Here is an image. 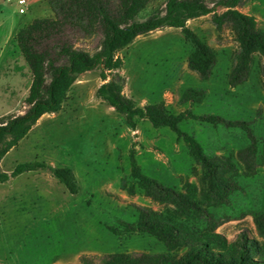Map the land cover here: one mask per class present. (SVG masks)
Instances as JSON below:
<instances>
[{"label":"rangeland","instance_id":"1","mask_svg":"<svg viewBox=\"0 0 264 264\" xmlns=\"http://www.w3.org/2000/svg\"><path fill=\"white\" fill-rule=\"evenodd\" d=\"M221 13L216 0H206ZM24 13L15 0H0V117L26 108L24 99L31 73L15 36L36 17H54L48 0H27ZM165 0H152L140 11L144 19L161 10ZM237 8L251 14L264 30V0H243ZM186 26L212 47L216 61L207 78L189 64L192 47L179 27L165 26L139 35L118 50L122 65V92L137 105L163 101L172 114L190 110L249 121L259 138L256 164L249 171L239 157L249 138L240 126L214 125L186 118L181 130L195 136L205 152L230 158L236 169L218 175L238 183L221 204L207 199L209 181L203 167L186 144L166 126H153L136 118L135 127L121 113L95 95L104 82L100 69L77 75L57 111L38 118L17 146L0 160V170L10 172L18 162L43 161L46 168L25 171L0 182V264H80L81 257L95 261L111 252H165L164 244L146 233L114 234L108 226L136 218L134 205L162 206L145 195L130 176L131 161L163 184L191 195L220 218L216 231L233 241L238 234L263 242L254 216L264 209V54L253 47L241 61L240 42L228 25L216 29L212 13L189 18ZM73 43L93 52L98 33L67 28ZM247 77L235 86L229 74L239 65ZM109 78V76H108ZM201 90L197 99L187 90ZM54 167L72 170L78 185L70 193L52 173ZM209 203V204H207ZM194 225L204 229L206 224ZM185 247L173 250L180 254Z\"/></svg>","mask_w":264,"mask_h":264},{"label":"trees","instance_id":"2","mask_svg":"<svg viewBox=\"0 0 264 264\" xmlns=\"http://www.w3.org/2000/svg\"><path fill=\"white\" fill-rule=\"evenodd\" d=\"M150 1L48 0L54 17H36L19 28L15 40L30 69L31 82L23 112L0 117V160L17 146L40 116L60 108L78 74L99 68L104 82L97 87L95 95L121 113L124 122L131 128L135 127V119L141 118L147 119L155 127L166 126L174 131L177 138L186 144L191 157L203 167L206 178L215 180L205 193L207 199L212 200L213 204H221L238 188L236 181L218 175V171L235 170V163L230 158L205 152L195 136L181 130L178 124L183 119L193 118L214 125L240 126L246 132L249 143L240 149L239 157L252 171L256 164L259 138L253 134L249 121L211 113L196 114L190 110L172 114L163 101L137 105L122 92V78L116 71L121 67L122 60L117 52L139 35L165 26L179 27L192 47L190 66L196 68L202 78H207L216 61V54L212 47L186 26L189 18L212 13L217 30L228 25L240 42L241 49L236 55L241 61L253 47L264 54V30L257 26L253 15L237 8L243 0H216V5L225 8L221 13H217L206 0H165L161 10L152 12L144 19H137ZM67 28L80 29L86 34L98 33L100 41L97 49L89 52L76 46L68 36ZM247 74V67L239 64L229 74L228 83L235 86ZM201 93V90L189 88L186 94L188 98L197 99ZM46 167L43 161L18 162L10 172L0 170V182L25 171ZM52 173L70 193L77 192V181L70 168L54 167ZM130 176L145 195L162 207L155 209L134 205L135 220H119L117 225L108 228L114 234L138 232L152 235L164 244L167 251L111 252L101 256L98 261L82 256L80 264H264V241L258 242L245 233L228 241L225 235L216 231L221 223L219 217L191 195L143 173L134 159L131 161ZM254 219L264 237V209ZM197 222L205 223L206 227L200 229L194 225ZM181 247H185L183 252L172 253Z\"/></svg>","mask_w":264,"mask_h":264},{"label":"built area","instance_id":"3","mask_svg":"<svg viewBox=\"0 0 264 264\" xmlns=\"http://www.w3.org/2000/svg\"><path fill=\"white\" fill-rule=\"evenodd\" d=\"M6 1H12V0H6ZM16 3L18 4V12L19 13H24L27 9V0H15Z\"/></svg>","mask_w":264,"mask_h":264}]
</instances>
